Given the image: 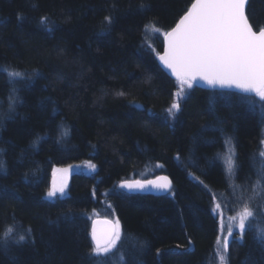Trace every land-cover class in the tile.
I'll list each match as a JSON object with an SVG mask.
<instances>
[{"label":"trees","instance_id":"obj_1","mask_svg":"<svg viewBox=\"0 0 264 264\" xmlns=\"http://www.w3.org/2000/svg\"><path fill=\"white\" fill-rule=\"evenodd\" d=\"M193 2L0 0V159L6 162V174L0 171V235L6 227L16 228L0 248V264H120V252L128 264H134L133 255L142 264L215 263L221 217L212 212L214 203L222 204L224 216L242 206L217 154H223L230 136L239 165L235 184L250 186L264 162V120L255 96L194 85L178 117H167L176 81L155 53L164 49L163 32ZM141 3L150 10L140 9ZM247 8L254 28L264 26V0H250ZM110 14L114 24L98 35ZM42 17L53 31L41 25ZM5 68L29 78L9 83ZM12 88L23 103L9 112ZM62 121L70 135L58 143ZM45 133L48 138L33 148L37 134ZM189 156L197 167L188 164ZM69 165L66 194L47 199L52 169ZM160 175L171 179V192L117 187L124 180ZM96 217L119 219L123 234L119 251L99 260L89 255ZM29 228L34 243H14ZM254 230L255 225L243 242L230 245L229 264H264ZM234 238L240 240L239 232Z\"/></svg>","mask_w":264,"mask_h":264},{"label":"snow or ice","instance_id":"obj_2","mask_svg":"<svg viewBox=\"0 0 264 264\" xmlns=\"http://www.w3.org/2000/svg\"><path fill=\"white\" fill-rule=\"evenodd\" d=\"M248 3L249 0H194L175 26L169 31L163 32L164 51L163 54L156 52L155 58L162 65V69L170 70L176 81V91L172 93L173 102L165 109L168 118L176 119L178 117L182 111L181 105L189 97L193 85L198 81H204L210 90L217 88L237 89L241 94H253L258 98L261 119L264 120V26L254 30L246 13ZM138 7L143 10H150L151 6L141 3ZM21 18V14H18V19ZM114 22L113 15L105 16L101 21L102 26L98 35L107 34ZM47 24V17H42L41 25L46 26L47 31H53V27L47 26ZM155 31L158 32L159 29L157 28ZM152 51L155 50L152 49ZM4 72L9 77L8 82L12 84L17 82V78L20 80L29 78V74L24 71H8L5 68ZM33 74L37 73L34 72ZM17 92L16 88L10 89L9 112L14 111L17 104L23 103ZM115 94L121 97L126 95L123 91H117ZM248 103L252 104L253 102L248 101ZM214 104V97H209L210 108L214 107ZM133 106L141 110L144 107L135 102H133ZM253 106L256 107L257 105ZM57 111L53 108V117ZM148 111L151 112L150 109ZM152 115L157 114L152 113ZM69 135L70 128L62 121L58 125L57 142L59 143ZM47 138V133L43 136L37 134L31 146L36 148L41 140ZM225 143L228 151L223 154L218 153L217 156L224 163L225 176L230 181L229 187L233 190L239 189L237 201L242 206L235 215L228 217L227 235L218 236L215 241L214 254L217 264H229L230 245L235 242H243V236L254 229V221L256 225L253 238L260 243L261 247H264V162L256 170V179L250 186L236 185L235 179L239 165L237 164L235 145L230 136H225ZM3 151L0 149V153ZM260 156L264 158V151L260 153ZM175 159H180L179 154ZM86 163L91 171H95V164L91 161ZM188 164L191 167H197L196 160L191 156L188 158ZM162 167L161 164L156 165V168ZM72 169V165L52 169L51 186L45 194L47 199L51 200L65 195L68 187V176ZM0 171H4L6 174V162L2 159H0ZM34 172L35 170H33V174ZM188 175L203 185V181L194 173L188 172ZM27 176L28 174L25 173V182H28ZM117 187L129 192L168 193L171 192L173 184L167 175H160L153 179L124 180ZM204 187L207 188V185ZM213 200L215 201V195H213ZM224 207L228 208V205L225 204ZM221 208L222 204L216 202L212 212L220 215L221 232H223L225 225ZM229 210L235 211L234 208H229ZM97 224H103L106 227L98 229ZM234 229L238 230L240 234L239 241L234 238ZM15 233V226L6 227L3 235H0V248L6 247V241ZM122 235L119 219L115 221L108 219L93 221L91 230L93 246L89 255L99 260L118 252ZM29 240L34 243L30 228L17 235L14 243L23 245ZM188 250L192 249H185V251ZM157 253L160 254L159 249ZM119 258L120 264H128L123 252L119 253ZM132 258L134 264H142L135 255Z\"/></svg>","mask_w":264,"mask_h":264},{"label":"water","instance_id":"obj_3","mask_svg":"<svg viewBox=\"0 0 264 264\" xmlns=\"http://www.w3.org/2000/svg\"><path fill=\"white\" fill-rule=\"evenodd\" d=\"M250 1V0H249ZM249 4V3H248ZM248 4L246 5V13H247V6H248ZM250 20V19H249ZM179 21V20H178ZM177 21V22H178ZM250 23H251V21H250ZM253 28H254V26H253ZM254 30H258V29H255L254 28ZM164 45V44H163ZM163 51H164V49L162 50V52H160V54H163ZM159 62V61H158ZM160 64V63H159ZM161 67H162V65H161ZM168 74H169V76L171 77V78H174L175 79V77L174 76H172L171 75V73H170V70H166V69H164ZM197 88H203V89H205V90H209L210 91V89H209V87H208V85L204 82V81H198L197 83H195L194 84ZM215 90H218V91H221V90H224V91H229V92H232V91H234V92H237V93H239V94H241L240 92H239V90H237V89H231V90H229V89H219V88H217V89H215ZM243 95V94H242ZM244 95H247V96H254L253 94H244ZM105 219H108V220H111V221H115L114 219H112V218H109V217H97V218H95L93 221H96V220H99V221H103V220H105ZM93 221H92V226H93ZM104 227H106L105 225H103V224H97V228L98 229H101V228H104ZM91 230H92V227H91Z\"/></svg>","mask_w":264,"mask_h":264},{"label":"rangeland","instance_id":"obj_4","mask_svg":"<svg viewBox=\"0 0 264 264\" xmlns=\"http://www.w3.org/2000/svg\"><path fill=\"white\" fill-rule=\"evenodd\" d=\"M169 31V30H168ZM228 151V148H227V146H226V148L224 149V152L223 153H225V152H227ZM69 183V182H68ZM65 194H66V192H65ZM238 196V195H237ZM229 216H232V215H227V216H224L223 215V218H224V225H225V227H224V231L223 232H221V235L220 236H223V235H227V224H228V217ZM97 218V217H96ZM95 219V218H94ZM114 220H116L117 218H113ZM253 224L254 225H256V222L254 221L253 222ZM235 233H238V230H235L234 229V235H235ZM214 264H217V260L215 259V263Z\"/></svg>","mask_w":264,"mask_h":264}]
</instances>
